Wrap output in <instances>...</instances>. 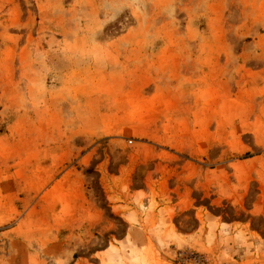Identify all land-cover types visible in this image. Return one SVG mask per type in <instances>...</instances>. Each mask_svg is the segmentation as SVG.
<instances>
[{
    "label": "rangeland",
    "instance_id": "374dc122",
    "mask_svg": "<svg viewBox=\"0 0 264 264\" xmlns=\"http://www.w3.org/2000/svg\"><path fill=\"white\" fill-rule=\"evenodd\" d=\"M244 231L264 0H0V264H236Z\"/></svg>",
    "mask_w": 264,
    "mask_h": 264
},
{
    "label": "crops",
    "instance_id": "0c3cea01",
    "mask_svg": "<svg viewBox=\"0 0 264 264\" xmlns=\"http://www.w3.org/2000/svg\"><path fill=\"white\" fill-rule=\"evenodd\" d=\"M237 232L239 233L240 231H237ZM257 232H259V231H253L251 233L258 234V236L260 237L259 239H257L254 236H252L251 233H248L247 231H244V239H246V245L243 244L242 245V249H239V248L236 249V252L240 253L237 256V259H234L236 264H245L246 263V261H247V253L251 252L250 249H252L255 252L259 251L260 255L263 254V252H264V235H260ZM214 260L216 261V259H214ZM256 264H264V259L262 258L259 261V263H256Z\"/></svg>",
    "mask_w": 264,
    "mask_h": 264
}]
</instances>
